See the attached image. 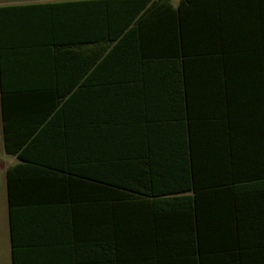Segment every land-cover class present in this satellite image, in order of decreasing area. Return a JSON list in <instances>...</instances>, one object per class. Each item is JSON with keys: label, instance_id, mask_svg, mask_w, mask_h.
Masks as SVG:
<instances>
[{"label": "trees", "instance_id": "1", "mask_svg": "<svg viewBox=\"0 0 264 264\" xmlns=\"http://www.w3.org/2000/svg\"><path fill=\"white\" fill-rule=\"evenodd\" d=\"M0 91L14 264H264V0L0 5Z\"/></svg>", "mask_w": 264, "mask_h": 264}, {"label": "crops", "instance_id": "2", "mask_svg": "<svg viewBox=\"0 0 264 264\" xmlns=\"http://www.w3.org/2000/svg\"><path fill=\"white\" fill-rule=\"evenodd\" d=\"M0 5H4V4H0ZM3 64H4V68H5L6 64L8 65V67L14 66V68H13L14 73H6V82H8V84L9 83H12V81L10 79H12L15 76H17V77H15L16 78L15 80H17V81L20 80V79H22V77H24V76H29V77L38 76V71H39L38 70V66L33 63L34 66H31V67L26 66V67H24V65L31 64V62L30 63L29 62H26L23 59L14 58V59H9L8 60V59H5L4 58L3 59ZM6 68H7V66H6ZM27 85H28L29 88H32V89H36L38 87V84H36V83L35 84H31V83L24 84L23 82H21V83L20 82H17V83L12 84L13 88H18V89L23 88L24 86H27ZM0 93H1V91H0ZM0 117H1V94H0ZM0 124H1V133H2V117H1ZM2 139H3V137H2ZM3 148H4V141H3ZM4 153H5V156H6L7 154L5 152V149H4ZM7 156H9V155H7ZM5 159L7 160L6 157H5ZM8 161H10L11 163L8 166H6V168L2 172L3 178L5 176V181H6V172H7V169L10 166H12V165H14V164L17 163V160L15 158H13L11 160H8ZM2 188H4V182L1 185L0 190ZM6 195H7L8 231H9V233H8V236H7V243H5L4 246H5V254L10 256V264H14V261H13L12 239H11V233H10V220H9V203H8V193H7V181H6ZM38 235H40V234H36L35 236H38ZM18 245L21 246V245H23V243L21 244V241H20V242H18ZM34 251L40 252L42 250H40V248L38 246H36L35 248H33V252Z\"/></svg>", "mask_w": 264, "mask_h": 264}, {"label": "rangeland", "instance_id": "3", "mask_svg": "<svg viewBox=\"0 0 264 264\" xmlns=\"http://www.w3.org/2000/svg\"><path fill=\"white\" fill-rule=\"evenodd\" d=\"M33 0H0V4H10V3H22L30 2ZM36 1V0H35ZM39 1V0H37ZM178 0H173V3L176 4ZM1 121V117H0ZM7 158V160L5 159ZM14 157L5 156L3 148V139L1 133V124H0V187L4 182V188L0 190V264H10V256L5 254V243H7L8 236V211H7V195H6V181L5 176L3 178L2 172L11 162L8 160L13 159Z\"/></svg>", "mask_w": 264, "mask_h": 264}]
</instances>
